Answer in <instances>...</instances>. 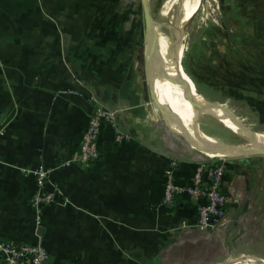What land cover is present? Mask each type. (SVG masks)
I'll use <instances>...</instances> for the list:
<instances>
[{
    "label": "crops",
    "instance_id": "1",
    "mask_svg": "<svg viewBox=\"0 0 264 264\" xmlns=\"http://www.w3.org/2000/svg\"><path fill=\"white\" fill-rule=\"evenodd\" d=\"M230 1L248 7L247 18L264 33V0ZM130 15L124 0H0V240L41 243L49 264H159L183 235L201 232L192 226L191 201L161 203L170 159L180 162L176 181L187 184L206 158L178 152L179 135L155 116L139 67L143 40ZM99 105L118 111L116 129L127 138L116 141L104 125L98 155L85 165L76 155ZM41 169L50 170L46 190L57 196L37 209ZM225 170L227 192L238 169L225 162ZM236 210L222 236L246 217Z\"/></svg>",
    "mask_w": 264,
    "mask_h": 264
},
{
    "label": "rangeland",
    "instance_id": "2",
    "mask_svg": "<svg viewBox=\"0 0 264 264\" xmlns=\"http://www.w3.org/2000/svg\"><path fill=\"white\" fill-rule=\"evenodd\" d=\"M163 1L148 0L150 13L155 26L174 39L177 27H182V24L170 23L158 14ZM124 4L129 5L131 11V29L138 27L141 33L142 59H145L148 41L142 0H124ZM196 8L191 7L192 18L182 29L185 38L182 65L193 76L191 79L188 74H183L188 79L186 86L192 87L186 89V94L191 95L197 89L204 101L233 111L256 138L264 136V33L260 23L247 18L246 10L250 11L248 7L241 9L230 0H199L198 10ZM157 40L160 53L159 36ZM142 59L139 67L151 104L147 79L143 75L145 70L141 69ZM158 63L159 60L156 66ZM174 72H177L175 65ZM181 99L184 105L186 101ZM196 113L185 110L186 118L192 124H195ZM155 116L163 122L158 109ZM197 122L195 126L201 132L221 142L236 145L250 143L246 135L238 136L215 115L200 113ZM173 137L178 152L186 149L195 151L181 136ZM194 153L207 158L198 152ZM219 159L224 163H234L238 169L227 180V193L237 200L229 212L236 206V212L244 208L247 210L243 214L246 217L228 233L229 236H217L213 232L206 234L204 231L186 233L183 239L162 253L159 264H230L235 259L237 264H264V221L261 218L264 215V156H222ZM254 222L258 227L256 233L254 231L251 236L245 235L244 228Z\"/></svg>",
    "mask_w": 264,
    "mask_h": 264
},
{
    "label": "built area",
    "instance_id": "3",
    "mask_svg": "<svg viewBox=\"0 0 264 264\" xmlns=\"http://www.w3.org/2000/svg\"><path fill=\"white\" fill-rule=\"evenodd\" d=\"M118 111L105 106H97L89 114L87 128L83 132L76 160L88 165L98 155V142L104 125H108L115 133V140L122 141L127 136L116 129ZM179 160L172 158L164 171L161 203L169 208L178 204L179 198H186L194 204L196 220L193 227L199 231H212L217 236L223 233L229 221V208L237 202L222 189L221 182L225 175V163L219 157H207L196 163L191 183L182 184L176 181L175 171ZM50 170L37 171L38 189L33 196L34 207L40 209L45 203L55 202L57 191L46 190V177ZM201 200V201H200ZM182 226H187L183 222ZM0 251L4 255L5 264H49L51 255L41 243L15 245L0 240Z\"/></svg>",
    "mask_w": 264,
    "mask_h": 264
},
{
    "label": "bare ground",
    "instance_id": "4",
    "mask_svg": "<svg viewBox=\"0 0 264 264\" xmlns=\"http://www.w3.org/2000/svg\"><path fill=\"white\" fill-rule=\"evenodd\" d=\"M191 7L199 8V0H164L163 1L158 14L164 17L165 19H167L170 23L177 22L176 24H182V27H177L179 25L174 26L175 28L177 27V32L174 34V39H172L170 36L165 35L163 32H161L157 26H155V38L157 45L156 51L159 53L158 40H157V36H159L160 47H161L160 50L161 59H160V63H158L157 66H156V62L159 59L157 58L153 59V68L155 70V77H156L155 84H156L157 96L160 102L163 105H165L167 108H169V110L171 111L175 121L177 122L175 123V125L178 126L180 124L185 128H188L194 132H199L201 134H204L194 124L188 121L185 114V110L186 111L193 110L197 112L199 103H201L202 105H207V103L204 101V97L202 96V94H199L197 89H195V91L191 95L186 94V89H190L192 87L186 86L185 83L186 80L188 79L183 76V74H187V73L184 71L182 66V56L185 50V45H184L185 38L182 29H183V25L192 18V15H190ZM198 8L196 9L198 10ZM196 11L194 12L196 13ZM175 59H179V61L176 63L177 72H174ZM165 63L167 66L171 67V68L167 67V71L169 72V75L171 77L169 85H167V83H165L160 79L161 72L164 69ZM181 98H183L186 101L184 105ZM207 114L217 116L221 120V122H223L231 131L236 133L238 136H242V135L247 136V134L249 135V133H247L246 131L241 130L233 119L230 120L228 118L229 115L224 111H222L221 109L213 107L209 110V112H207ZM250 135L254 139H256L257 142H259L264 146V136L260 138H256L253 132H251ZM188 144L196 152L206 157L223 156V152L220 149L213 148L208 144L205 143H188ZM231 146L235 151L243 152L252 148L254 145L252 143H246L244 145L231 144ZM230 264H237V262H235L234 260Z\"/></svg>",
    "mask_w": 264,
    "mask_h": 264
},
{
    "label": "water",
    "instance_id": "5",
    "mask_svg": "<svg viewBox=\"0 0 264 264\" xmlns=\"http://www.w3.org/2000/svg\"><path fill=\"white\" fill-rule=\"evenodd\" d=\"M142 5H143V9H144L145 31H146V37H147L148 45H147V57L145 58L146 61H145V59H142L141 69L144 68V70H145V74H143V75H145L146 79H147L148 88L150 91L152 103H154V105L157 107L159 114H160L165 126L169 130L174 132L175 134L181 136L187 143H205V144H208L213 148L220 149L223 152V156H225V157L246 158V157H252V156H264V146L262 144H260L259 142H257L256 139H254L250 135V133L252 131L247 127V125L243 121H241V119L235 113H233V111H231L230 109L223 107L219 104H213V103L211 104V103H208L206 101L205 102L207 103V105H202L201 103H199L198 104V106H199L198 111H197L196 116H195L196 118H195V124L194 125H198L197 118H198L200 113H207L213 107L219 108L222 111H224L225 113H227L234 120V122L237 124V126L241 130L249 133V135L247 134V137H248L250 143H252L254 145L252 148H250L246 151H243V152H238V151H235L232 148L231 144H229V143L221 142V141H219V140H217V139H215V138H213L207 134H201L199 132H194L188 128H185L184 126H182L180 124L178 126L175 125V123H177V122L175 121L171 111L169 110V108H167L165 105H163L160 102V100L157 96L156 84H155L156 77H155V70L153 68V59L157 58L160 61L161 55H160V53H158L156 51L157 45H156V38H155V23H154V19L152 18V15L150 13L148 0H142ZM184 27H183V29H184ZM143 60H144V62H143ZM178 61H179V59H175V63H174L175 66H176V63ZM145 62H146V64H145ZM167 67H169V66H167L165 63L164 69L161 72V78L160 79L162 81H164L165 83H167V85H169L171 77L169 75V72L167 71ZM169 68H171V67H169ZM193 87H195L194 83H193ZM192 127H191V129H192Z\"/></svg>",
    "mask_w": 264,
    "mask_h": 264
},
{
    "label": "trees",
    "instance_id": "6",
    "mask_svg": "<svg viewBox=\"0 0 264 264\" xmlns=\"http://www.w3.org/2000/svg\"><path fill=\"white\" fill-rule=\"evenodd\" d=\"M182 66H183L184 71L189 75V77H190L191 79H193V78H192L193 76L190 74V72H188L187 68L184 67V65H182ZM244 162H245V161H244Z\"/></svg>",
    "mask_w": 264,
    "mask_h": 264
}]
</instances>
